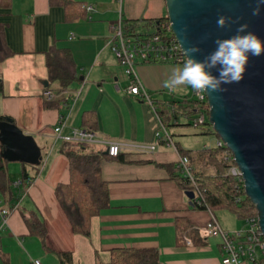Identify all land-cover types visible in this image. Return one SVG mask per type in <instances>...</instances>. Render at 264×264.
Returning a JSON list of instances; mask_svg holds the SVG:
<instances>
[{
  "label": "crops",
  "instance_id": "crops-1",
  "mask_svg": "<svg viewBox=\"0 0 264 264\" xmlns=\"http://www.w3.org/2000/svg\"><path fill=\"white\" fill-rule=\"evenodd\" d=\"M121 16L130 21L158 20L167 16L166 4L164 0H0V23L14 53L0 63V116L9 118L0 126L33 141L26 155L9 163V173L14 186L21 182L24 166L35 174L19 199H0V210L11 211L4 227L0 215V264H31L33 260L61 264V253H71V264H111L115 249H155L160 264H223L221 238L201 234L210 212L192 207L168 167L178 166V153L163 144L148 152L128 148L102 161L110 204L92 218L90 237L74 233L57 199V186L71 179L70 162L61 152L63 141L54 133L62 117L63 135L84 128V115L94 113L100 138L130 145L156 144L155 107L166 120L178 108V118L183 120L174 126L189 125L196 117L183 113L194 100L180 97L186 86L175 93L163 87L171 70L182 67L178 63L137 61L136 74L153 105L128 93L130 78L109 46ZM52 47L72 53L79 78L61 97L59 83L49 82L46 54ZM49 91L57 98L48 99L44 94ZM76 91L80 94L74 103ZM62 97L69 98L68 109L55 104ZM172 134L180 136L177 131ZM176 143L179 150L193 154L212 148H185L180 139ZM94 146L107 152L105 145ZM11 148L7 151L15 154ZM33 214L45 224V241L31 233L25 222L23 215ZM213 214L224 230L242 229L228 208L215 209Z\"/></svg>",
  "mask_w": 264,
  "mask_h": 264
},
{
  "label": "trees",
  "instance_id": "trees-1",
  "mask_svg": "<svg viewBox=\"0 0 264 264\" xmlns=\"http://www.w3.org/2000/svg\"><path fill=\"white\" fill-rule=\"evenodd\" d=\"M167 20V16L158 20L130 21L123 19V26L127 34L133 35L141 31H162L161 25ZM13 55L14 53L6 43L4 26L0 23V63ZM46 56L49 82L59 83L60 88L57 92L60 95L69 90L71 84L79 79L72 53L67 49L52 47ZM2 88V84H0L1 91ZM69 103L68 97H62L55 101V104L62 106L64 110L70 107ZM52 104L54 103L46 105L52 106ZM184 109L183 113L193 117L196 114L195 101H190ZM177 110L179 109L173 108L167 120L161 113L163 121L168 127L171 126V123L175 125L174 119L179 124ZM7 119L9 118L0 116V122ZM96 125L94 113H86L83 117V129L95 132ZM206 125H210L209 122L195 126ZM179 151L189 158L197 184L204 190L206 205L198 206L192 203L194 209L206 210L208 207L214 212L215 209L228 208L245 223L248 218L257 216L256 207L246 196L243 183H239L234 176L228 174L229 168L236 163L227 147L215 146L194 154L188 151ZM3 152L4 145L0 141V199H3V202L7 200L13 202L27 192L29 188L27 181L29 179L33 181L35 174H29L24 166L21 184L14 186L9 173L11 161L4 157ZM61 152L70 162L71 179L68 184L57 186V199L66 213L74 233L90 237L92 218L100 215L110 204L108 184L103 180L101 174L102 161L107 158L108 154L97 150L91 144L67 141H63ZM168 167L172 171L173 178L178 181L184 191L193 190V186L184 177L178 166ZM23 217L30 232L37 234L41 240L45 241L47 231L44 222L35 214L23 215ZM59 256L61 264L72 263L71 253H61ZM111 264H160L159 253L155 249H115L112 251Z\"/></svg>",
  "mask_w": 264,
  "mask_h": 264
},
{
  "label": "water",
  "instance_id": "water-1",
  "mask_svg": "<svg viewBox=\"0 0 264 264\" xmlns=\"http://www.w3.org/2000/svg\"><path fill=\"white\" fill-rule=\"evenodd\" d=\"M164 1L172 33L182 50L191 46L200 47L201 52L195 54L197 60H204L216 48L214 41L217 38L226 39L235 35L241 24H247L248 31L264 41V4H259L258 16L252 15L258 0ZM221 15L230 18L225 28L217 27V19ZM212 74L219 75L217 69H212ZM222 88L226 90L205 91L209 105L208 122L233 154L242 174L244 191L256 207L264 236V55L250 56L243 80L222 85ZM17 133L18 137L0 126L3 155L10 161L16 157L13 152L7 151V147H12L14 153L18 151L23 156L32 148L31 138ZM18 160L27 161L25 158ZM186 196L192 204L194 192L186 191Z\"/></svg>",
  "mask_w": 264,
  "mask_h": 264
},
{
  "label": "built area",
  "instance_id": "built-area-1",
  "mask_svg": "<svg viewBox=\"0 0 264 264\" xmlns=\"http://www.w3.org/2000/svg\"><path fill=\"white\" fill-rule=\"evenodd\" d=\"M88 12H92V6H84ZM162 31L146 32L141 31L133 35L125 32L123 26L122 16L116 24L113 38L109 41V46L125 68L126 74L130 78L127 88L128 93L139 95L148 100L152 105L151 96L145 89L141 80L135 71L137 61L143 63L151 62H175L185 63L187 58L183 54V50L178 43L176 37L172 33L171 23L169 20L161 25ZM116 88H119L116 85ZM80 91H76L72 96V101L75 103ZM48 99L57 98L56 94L49 91L44 94ZM195 101L196 117L193 119L194 125H203L209 121V105L207 102L206 93L193 92ZM155 112L158 117L159 129L155 133L156 144H123L119 142H106L98 136L94 131H89L83 128L74 129L71 135H63L62 131L65 124V119L62 117L59 124L55 127L54 133L57 140L67 142L87 143L91 145H105L109 156L117 157L124 150L128 148H135L140 152L153 151L158 144H163L178 153V167L182 170L184 177L193 186L194 199L192 203L203 206L206 205L204 190L197 184L194 176L193 167L187 156L182 155L179 151L174 136L169 127L163 121V118L158 113L155 107ZM175 124L178 122L175 120ZM217 146H225L219 140ZM226 147V146H225ZM230 151V150H229ZM231 152V151H230ZM232 153V152H231ZM233 155V154H232ZM228 174L234 176L239 183H243L242 174L236 164L229 168ZM28 184L32 180L27 181ZM21 182L17 183L20 185ZM206 210L210 212V220L201 229V234L206 237H219L222 240L224 250L223 264H264V236L260 229L258 217L248 218L246 221L247 229L240 231L229 232L222 228L213 212L207 207ZM11 211L8 209H1L0 215L2 218L1 226L4 227L8 223V217ZM31 264H42L40 260H33Z\"/></svg>",
  "mask_w": 264,
  "mask_h": 264
},
{
  "label": "clouds",
  "instance_id": "clouds-1",
  "mask_svg": "<svg viewBox=\"0 0 264 264\" xmlns=\"http://www.w3.org/2000/svg\"><path fill=\"white\" fill-rule=\"evenodd\" d=\"M259 4H264V0H258V6L252 10L253 16L260 14ZM229 20V17L219 16L217 27L225 28ZM214 43L216 48L202 61L195 58V54L201 52L200 47L184 49L183 54L188 59L183 67L178 66L171 70V74L163 82V87L172 93L183 86H190L197 93L223 91L226 89L222 85L243 80L250 56L264 55V41L248 31L247 24H241L235 35L226 39L217 38ZM212 69H217L219 75H213Z\"/></svg>",
  "mask_w": 264,
  "mask_h": 264
},
{
  "label": "rangeland",
  "instance_id": "rangeland-1",
  "mask_svg": "<svg viewBox=\"0 0 264 264\" xmlns=\"http://www.w3.org/2000/svg\"><path fill=\"white\" fill-rule=\"evenodd\" d=\"M178 64L183 67L184 63H178ZM193 92H194V90L190 86H186V90L184 91L185 94L184 95L182 94V96H180V97L188 96L190 98H193ZM195 116H196V114H195ZM179 119L183 120V118H179ZM169 129L172 132L177 131L178 135H180V136L176 135V136H174V139H175V141H176V139H178V140L180 139L182 142V145L185 148L203 149V147H205V146H207V147H213L214 146L215 147L217 145L218 136L213 132V128L210 125L197 127L192 123V124H189V125L187 124L184 126H174L171 123V126H169ZM17 156H21V153H19L18 151L15 152V157H17ZM18 177L19 176H16V178H18ZM236 223H237V226L239 228L242 227V229H247V227H248L247 224L245 222H243L242 220L236 219ZM242 229L234 230V231H240Z\"/></svg>",
  "mask_w": 264,
  "mask_h": 264
}]
</instances>
